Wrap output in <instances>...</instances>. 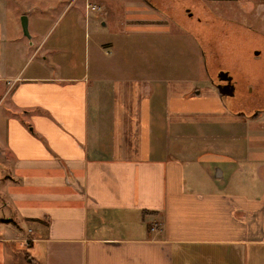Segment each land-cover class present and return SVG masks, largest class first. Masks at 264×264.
I'll return each mask as SVG.
<instances>
[{
  "label": "crops",
  "instance_id": "crops-1",
  "mask_svg": "<svg viewBox=\"0 0 264 264\" xmlns=\"http://www.w3.org/2000/svg\"><path fill=\"white\" fill-rule=\"evenodd\" d=\"M180 1L0 0V264H264V126L251 124L264 112L223 105L212 114L195 104V79L168 81L170 36L192 55L205 48L179 23ZM257 6V31L215 14L238 50L230 65L206 58L212 69L250 82L245 71L264 73V54L246 51L249 37L264 50V1ZM10 7L28 17L31 39L19 19L8 35ZM33 18L48 31L30 30ZM75 27L84 62L74 57ZM33 49L44 56L32 68L23 61Z\"/></svg>",
  "mask_w": 264,
  "mask_h": 264
},
{
  "label": "rangeland",
  "instance_id": "rangeland-1",
  "mask_svg": "<svg viewBox=\"0 0 264 264\" xmlns=\"http://www.w3.org/2000/svg\"><path fill=\"white\" fill-rule=\"evenodd\" d=\"M83 0H78V2H81ZM204 2L201 3V5L197 6L195 1H190V0H181L179 3L181 4V7L178 10V13L176 14H180L179 18L181 16V19L179 21V23H181L182 27H192V29L194 31H196V35H198V37L202 40V42L205 43V48L207 47L206 44L210 45V52L211 55L208 56V62H214V64H216L218 61H220V63L222 65H230L231 60H230V54L229 51H237L238 50V46L234 45H229L226 44V37H225V29L226 27H224L223 25H221L220 23H216L214 21L215 19V14L217 16H219L220 18H224V19H229L235 22H240L246 26H249V28H252L253 30L257 31L260 23H256V22H251L252 21H257L255 18H258L256 16L255 11H256V7H258V3H260L261 1L264 0H243L244 2L239 3V2H232L231 4H225V2L222 1V3L220 2H216V0H203ZM198 4V3H197ZM91 5V4H90ZM183 5V6H182ZM78 4H72L70 6V9L67 10L66 12V18L64 19V21H62V23L54 28L51 31V34L49 35V37L51 36L50 40L49 37L47 40L48 41V46L53 43L55 41L56 38H58L60 36L61 33L64 32V30L68 27L69 24V20H72L73 18H75L76 15V9H77ZM193 8V11L196 13V15H202L207 19H209V24L208 25H204V27H201V25L197 24V21L195 19V21H193V19H189L187 17V15L185 14L184 10L186 8ZM79 8V6H78ZM88 9L94 11L96 8L94 6H88ZM22 10L26 11V7L22 8ZM8 14H5V18L2 20L4 26L6 27V29L8 30L7 33L9 36H14L17 34V30L16 27L17 26V22L19 19V24L21 23V17H19V12L18 10H16V8H7ZM61 11H63V8H60L56 11V14L54 15H58ZM181 12V13H180ZM214 13V14H210L209 16H207V13ZM31 16V14H29ZM212 15V16H211ZM252 16V17H251ZM178 18V19H179ZM31 20V24H30V30L33 29L34 27L36 28V30H38V32H40V34L45 33L46 31H48L50 24H47L44 22L42 24L37 23V21L35 22L34 18L30 19ZM208 21V20H207ZM205 21V22H207ZM211 21V22H210ZM218 25V29L214 32V31H210V29L213 27L214 24ZM223 23V22H222ZM224 24V23H223ZM37 25V26H36ZM171 25L174 28V33L176 34H180L184 37V40H188V38H190L187 34L184 33V31H182L183 29L180 27H178L176 24H173L171 21ZM42 27V28H41ZM34 28V29H35ZM76 28V27H75ZM76 32V44L74 45L76 47L75 49V54L74 57L76 59V61L78 62H84V33L80 32L78 30V28L74 29ZM22 31V37L24 36L23 33V28L22 30H20V32ZM84 32V31H83ZM254 38V37H253ZM252 38V39H253ZM60 39V38H59ZM170 41H168V45L165 48V53L166 55H164L165 57V63L167 64V69L165 74L167 75V79L168 81L171 83L177 79H195L196 80V84H195V94L198 93L200 96H196L194 98H196L195 104L197 106H199L200 109L202 110H211L213 114V112H216L218 114V112H220L222 110V108H224L222 102L219 100V98L217 97L216 94V90L214 88V86H212L211 81L208 77L207 72L205 71L204 68V58H203V53L201 55V50L199 49V51L194 52L195 56L192 55V51H190L188 49L187 46H185L184 44L180 43L178 46L173 44L171 42L172 38L171 36L169 37ZM247 42L250 41V37L246 38ZM6 42L8 41L7 39ZM239 40L236 41V39L234 40V43H238ZM5 42V43H6ZM192 42V41H189ZM170 43V44H169ZM24 44V43H23ZM26 44V43H25ZM244 44V43H243ZM215 46L214 48L212 46ZM24 46V45H23ZM256 45L253 44L252 47H248L246 49V51L248 52V57L251 58V53L254 52V50H256V52H258L260 55L259 57H262V53L264 54V50L263 48H259V49H255ZM245 47V45L243 46ZM219 50V54H216V59L214 60L215 57V53L216 51ZM194 50V49H193ZM228 50V51H227ZM253 50V51H252ZM34 49L32 50V52L29 53L28 58L23 61L24 64H28L31 62L32 64V68L36 67L38 60L41 62L42 58H43V53H34ZM250 54V55H249ZM205 55V54H204ZM26 57V56H25ZM194 59H198L200 63V67H199V71H195L192 68V63H195L196 60ZM226 57H228V59H226ZM219 58V60H218ZM206 59V56H205ZM235 62V61H234ZM23 64V65H24ZM256 65H253V67ZM251 69H249L247 72L245 71V75H251L250 80H252V87L254 89H256L255 84L258 83L257 81H259L262 86H264V73L263 71H258L257 69L255 70V72L250 71ZM232 73H237V72H232ZM245 77V76H244ZM242 80H246L245 78L239 77ZM253 78V79H252ZM249 81V80H248ZM244 94L245 96H247V85H251L248 82L244 81ZM4 92L3 90V86L0 85V94L2 95V93ZM254 104V103H253ZM250 106V104H249ZM262 106L264 107V104H262ZM181 107H183V103H181ZM4 108H6V104L2 105V107L0 108V111L3 110ZM241 111V113H245L244 111L240 110L241 108H236V110ZM251 110V109H250ZM248 109V111H250ZM264 116V113H263ZM252 127H263L264 126V117L263 118H259L257 121H251ZM217 127V129H221L223 128L224 125H215ZM6 217V216H5ZM4 218L3 214L0 212V221H2V219ZM5 219V218H4ZM6 220V219H5ZM20 253L24 254L25 256L27 254H29L30 252L28 250L25 251H20Z\"/></svg>",
  "mask_w": 264,
  "mask_h": 264
},
{
  "label": "flooded vegetation",
  "instance_id": "flooded-vegetation-1",
  "mask_svg": "<svg viewBox=\"0 0 264 264\" xmlns=\"http://www.w3.org/2000/svg\"><path fill=\"white\" fill-rule=\"evenodd\" d=\"M184 12L189 19H196L198 22L201 21L199 16L193 11V8L188 7ZM253 44L257 45L258 43L256 41H249L250 47H252ZM206 71L212 86H214L217 93L220 92L222 95V104L234 114L254 118L264 112V107L262 106V104H264V86H262L259 81L255 84L256 89H254L252 87V82L242 80L237 73H232L233 71L224 69L219 65L215 67V69H212L209 64H206ZM228 78H231V80L229 81ZM244 81L251 84L246 87L247 96L244 94ZM218 88H220L222 92ZM236 108H241L240 110L245 113H241V111H239V109L236 110ZM248 109L251 110L248 111Z\"/></svg>",
  "mask_w": 264,
  "mask_h": 264
},
{
  "label": "water",
  "instance_id": "water-1",
  "mask_svg": "<svg viewBox=\"0 0 264 264\" xmlns=\"http://www.w3.org/2000/svg\"><path fill=\"white\" fill-rule=\"evenodd\" d=\"M147 2V1H146ZM149 3V2H147ZM21 24H22V28H23V33L24 35L28 38V39H31V35H30V32H29V21H28V17L26 15H24L22 18H21ZM256 55H259V53L257 52ZM203 58H204V63L206 64V59H205V55L203 53ZM226 74V73H225ZM228 80L230 81L231 78H228ZM220 90V88H218ZM221 91V90H220ZM222 92V91H221ZM218 95L220 96V98L222 97V95L220 94V92H218ZM254 118H257V116H255ZM218 178H221L222 175H218L217 176Z\"/></svg>",
  "mask_w": 264,
  "mask_h": 264
},
{
  "label": "trees",
  "instance_id": "trees-1",
  "mask_svg": "<svg viewBox=\"0 0 264 264\" xmlns=\"http://www.w3.org/2000/svg\"><path fill=\"white\" fill-rule=\"evenodd\" d=\"M249 31H250V32H253L252 29H249ZM201 48H202V51H203V53L205 54V56H206V58H207V54L205 53V52H206L205 48H204L203 46H202ZM207 60H208V58H207Z\"/></svg>",
  "mask_w": 264,
  "mask_h": 264
}]
</instances>
